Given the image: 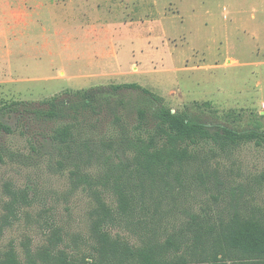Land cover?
<instances>
[{"label":"rangeland","instance_id":"1","mask_svg":"<svg viewBox=\"0 0 264 264\" xmlns=\"http://www.w3.org/2000/svg\"><path fill=\"white\" fill-rule=\"evenodd\" d=\"M134 83L173 112L264 132V0H0V107ZM120 95L131 109L82 121L69 150L51 142L45 122L14 119V133L0 134V256L14 251L26 263L51 250L59 230L53 251L97 260L95 196L117 211V183L135 208L111 234L136 247L173 236L182 247L173 255L189 264H210L216 252L209 236L195 244L192 216L215 236L234 211L264 220V148L241 143L165 180L138 175L120 144L124 130L134 133L138 93ZM74 171L93 186L77 185Z\"/></svg>","mask_w":264,"mask_h":264},{"label":"trees","instance_id":"2","mask_svg":"<svg viewBox=\"0 0 264 264\" xmlns=\"http://www.w3.org/2000/svg\"><path fill=\"white\" fill-rule=\"evenodd\" d=\"M122 91L136 92L139 98L133 107L137 115L134 133L128 134V130H124L125 137L120 143L126 147L122 153L133 156L138 175L165 180V176L176 174L178 167L215 157L219 152L224 153L241 143H254L264 148V132L239 131L221 123H205L184 112H173L166 106L163 97L135 83L113 85L108 90L91 88L65 91L37 104L21 101L3 104L0 107V134L14 133L11 125L14 119L45 122L52 125L49 135L51 142L60 152L63 149L69 150L77 139L76 125L82 121L89 120L92 115L100 116L106 111L116 114L119 109H131L130 102L120 95ZM113 121L120 123L121 115H114ZM108 146L113 148V141ZM117 158L120 166H125L123 159L119 156ZM72 174L77 177V185L93 186L78 171ZM103 187L106 188V185L103 184ZM127 192L116 184L118 210L115 212L104 202L101 194L95 196L97 208L94 211L96 219L92 223V235L97 244V260H77L63 251H53L62 242L61 232L54 230L49 239L51 250L45 249L33 257L28 255L26 263H22L14 251H9L0 256V264H189L183 255H173L182 250L173 236L161 241L156 235L136 247L111 234L112 226L118 221L117 216L122 219L132 215L135 208L134 198H130L131 193ZM191 226L197 228L196 245L202 244L198 241H202L204 236L210 237L206 242H213L212 252H216L209 254L210 264H227L229 261L233 264H264V220L234 211L227 221L220 223V231L216 236V226L200 224L196 216H192ZM220 253L223 256L221 259L218 257ZM203 260L200 263H205Z\"/></svg>","mask_w":264,"mask_h":264}]
</instances>
